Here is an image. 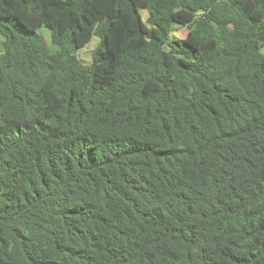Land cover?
Returning <instances> with one entry per match:
<instances>
[{
    "label": "trees",
    "instance_id": "16d2710c",
    "mask_svg": "<svg viewBox=\"0 0 264 264\" xmlns=\"http://www.w3.org/2000/svg\"><path fill=\"white\" fill-rule=\"evenodd\" d=\"M0 264H264V0H0Z\"/></svg>",
    "mask_w": 264,
    "mask_h": 264
},
{
    "label": "rangeland",
    "instance_id": "374dc122",
    "mask_svg": "<svg viewBox=\"0 0 264 264\" xmlns=\"http://www.w3.org/2000/svg\"><path fill=\"white\" fill-rule=\"evenodd\" d=\"M142 18H146V13L142 11ZM174 29V35L178 37H184L187 30L184 27H178L175 26ZM39 34L47 41L49 42V32L45 30L44 28L39 29ZM97 38L93 37L92 40L81 50L77 51L76 57L78 60H80L83 64L88 63L91 58V52L94 50L95 46L97 45Z\"/></svg>",
    "mask_w": 264,
    "mask_h": 264
}]
</instances>
